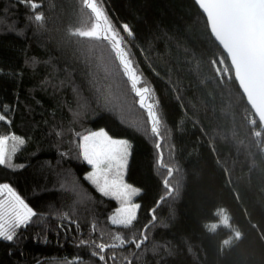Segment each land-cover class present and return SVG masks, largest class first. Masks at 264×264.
<instances>
[{
    "label": "trees",
    "instance_id": "obj_1",
    "mask_svg": "<svg viewBox=\"0 0 264 264\" xmlns=\"http://www.w3.org/2000/svg\"><path fill=\"white\" fill-rule=\"evenodd\" d=\"M35 2L0 0V136L25 140L0 185L36 213L0 239V264H264V130L194 0H97L159 102V149L122 77V107L98 97L107 81L69 36L93 22L80 0ZM97 130L131 145L129 228L110 224L117 201L85 178L80 136ZM118 234L126 245L99 260L95 245Z\"/></svg>",
    "mask_w": 264,
    "mask_h": 264
},
{
    "label": "snow or ice",
    "instance_id": "obj_2",
    "mask_svg": "<svg viewBox=\"0 0 264 264\" xmlns=\"http://www.w3.org/2000/svg\"><path fill=\"white\" fill-rule=\"evenodd\" d=\"M30 8L40 7L35 0H24ZM83 9L91 14V26L81 21L84 26L69 31L70 37H75L74 43L81 45L87 52V59L97 61L94 65L104 75L107 84L96 89L98 97L105 107L123 106L122 90L119 78L126 81L135 103L144 111L150 125V133L157 138V148L160 147L161 119L158 114V100L153 89L144 84L142 75L138 72L127 49V42L120 31L111 23L102 5L97 0H80ZM207 19L211 35L227 54L231 67L239 74L249 71L264 74V0H195ZM38 24L42 23V13L34 15ZM127 36L133 35L128 25H121ZM105 49L108 55L104 54ZM98 53V55H97ZM213 64L216 63L214 60ZM223 65V59L220 60ZM220 69L217 68V73ZM0 121L6 117L0 114ZM25 140L14 134L0 136V165L13 167L12 157ZM80 154L83 160L91 166L92 171L86 179L104 197L118 202V208L109 218L110 224L116 227L129 228L137 220L140 205L134 203L139 190L126 183L124 179L130 144L127 140L114 139L104 130L94 131L80 136ZM72 191H77L73 186ZM36 213L8 185H0V239L13 241L16 230L26 227ZM95 230V225L92 226ZM117 243H98L96 248L99 260L104 261V252L108 248L124 247L126 240L116 235ZM136 249L141 247V241L133 238L130 241ZM112 259H115L113 256Z\"/></svg>",
    "mask_w": 264,
    "mask_h": 264
},
{
    "label": "water",
    "instance_id": "obj_3",
    "mask_svg": "<svg viewBox=\"0 0 264 264\" xmlns=\"http://www.w3.org/2000/svg\"><path fill=\"white\" fill-rule=\"evenodd\" d=\"M194 2H195V0H194ZM197 7L199 8L198 5H197ZM199 10L201 11L200 8H199ZM204 17H205V15H204ZM220 48L222 49V47H220ZM223 52H224V50H223ZM224 54L227 57V54L225 52H224ZM228 60H229V58H228ZM229 63H230V60H229ZM230 65H231V63H230ZM232 70H233V68H232ZM233 73H234L235 81L237 82L239 89H240L241 93L243 94L248 106L250 107L251 111L253 112V114L257 118L262 129L264 130V74H257V73L252 72V71H249L247 73L241 72V73L237 74L234 70H233Z\"/></svg>",
    "mask_w": 264,
    "mask_h": 264
},
{
    "label": "rangeland",
    "instance_id": "obj_4",
    "mask_svg": "<svg viewBox=\"0 0 264 264\" xmlns=\"http://www.w3.org/2000/svg\"><path fill=\"white\" fill-rule=\"evenodd\" d=\"M0 114H2V113L0 112ZM97 131H100V130H97ZM114 139H115V138H114ZM122 140H126V139H122ZM127 141H128V140H127ZM128 142H129V141H128ZM129 144H130V142H129ZM130 155H131V145H130V154H129V157H128L127 166H128V162H129V159H130ZM89 166H90V165H89ZM127 166H126L125 175H124V179H125V182H126V183H128V182L126 181V178H125V177H126ZM90 167H91V166H90ZM91 171H92V168H91L90 172H91ZM90 172H89V173H90ZM89 173H88V174H89ZM128 184H129V183H128ZM130 185H131V184H130ZM132 186H133V185H132ZM134 187H135V186H134ZM137 189H138V188H137ZM138 190H139V189H138ZM139 193H140V190H139ZM137 197H138V196H136V197L134 198V203H138V204H139V202L137 201ZM117 203H118V202H117ZM117 208H118V207H117ZM116 210H117V209H116ZM138 212H139V209H138ZM113 214H114V213H113ZM113 214H112V215H113ZM137 216H138V214H137Z\"/></svg>",
    "mask_w": 264,
    "mask_h": 264
}]
</instances>
